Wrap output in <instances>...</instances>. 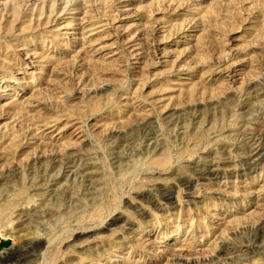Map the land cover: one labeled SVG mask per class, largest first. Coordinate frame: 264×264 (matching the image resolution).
I'll return each instance as SVG.
<instances>
[{
	"label": "rangeland",
	"instance_id": "1",
	"mask_svg": "<svg viewBox=\"0 0 264 264\" xmlns=\"http://www.w3.org/2000/svg\"><path fill=\"white\" fill-rule=\"evenodd\" d=\"M0 264H264V0H0Z\"/></svg>",
	"mask_w": 264,
	"mask_h": 264
}]
</instances>
